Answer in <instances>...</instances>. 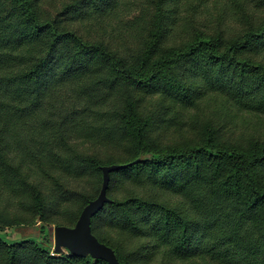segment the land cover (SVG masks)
<instances>
[{
  "label": "trees",
  "instance_id": "obj_1",
  "mask_svg": "<svg viewBox=\"0 0 264 264\" xmlns=\"http://www.w3.org/2000/svg\"><path fill=\"white\" fill-rule=\"evenodd\" d=\"M42 1L0 0V264H108L4 230L75 225L137 159L92 217L120 261L264 264V0Z\"/></svg>",
  "mask_w": 264,
  "mask_h": 264
},
{
  "label": "water",
  "instance_id": "obj_2",
  "mask_svg": "<svg viewBox=\"0 0 264 264\" xmlns=\"http://www.w3.org/2000/svg\"><path fill=\"white\" fill-rule=\"evenodd\" d=\"M139 160L125 164L113 163L102 166L103 182L98 196L84 206L75 225L58 224L55 226V253H61L65 248L72 254L90 255L94 259H103L108 264H125L119 260L115 250L110 245L102 242L93 233L91 223L93 215L99 212L106 202L111 200L107 193L111 172L127 167Z\"/></svg>",
  "mask_w": 264,
  "mask_h": 264
},
{
  "label": "rangeland",
  "instance_id": "obj_3",
  "mask_svg": "<svg viewBox=\"0 0 264 264\" xmlns=\"http://www.w3.org/2000/svg\"><path fill=\"white\" fill-rule=\"evenodd\" d=\"M43 4V8L45 9H50V10H56V3L55 0H43L42 1ZM140 9H131V10H120L119 12V16L120 18H117L116 21L115 19L111 21V24L108 25L110 27H108V29L112 26H117L118 28H121L122 31L125 29L126 26H134V21L136 20V18L140 17ZM194 19H196V13H193V11L189 12ZM188 13V14H189ZM208 13H210L209 11H207L205 8L201 7L197 13V18L199 19V22H203L205 20V18L208 16ZM187 14V15H188ZM235 19V18H233ZM197 20V19H196ZM236 20V19H235ZM233 20V26H240L239 20ZM115 21V22H114ZM81 26L85 27L86 24L82 23ZM95 26H98V24L96 23ZM95 26H93L92 28H96ZM118 31L115 34L116 39L118 38L120 43H131L134 44L136 43L137 39L135 34L133 33L132 36L130 37H123L125 36L126 31ZM87 31V29H86ZM180 113H183L179 116L180 119H183L185 121L187 114L189 115L191 112V114L196 113V108L194 107H188L186 110H182L179 107H176ZM190 118V117H189ZM188 118V120H189ZM182 123V122H180ZM180 132H178V125H173L171 126V128L169 129V131L167 133H164V136L167 138H171L174 136H179ZM70 184H72V186L76 185V182H71ZM87 185V189L88 190H94V188L96 187V185H92V183L87 182L86 179L83 180L82 182V186H86ZM98 185V184H97ZM71 188V187H70ZM39 224H41V221L37 220V222L35 224L32 225H21V226H15V227H6L5 228V234L8 236V238L10 239H16V238H22V237H27V236H39L44 238L45 240H47V242H49L51 244V247L53 248V252H54V244H55V226L56 223H45V232L40 230ZM43 224V223H42ZM63 253H70L67 249L63 248V251L61 253H56V254H63ZM72 254V253H70Z\"/></svg>",
  "mask_w": 264,
  "mask_h": 264
}]
</instances>
